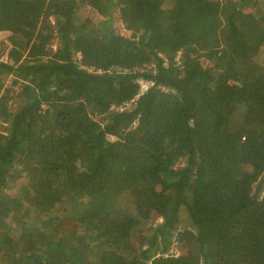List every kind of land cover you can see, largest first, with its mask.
Here are the masks:
<instances>
[{
    "label": "trees",
    "instance_id": "obj_1",
    "mask_svg": "<svg viewBox=\"0 0 264 264\" xmlns=\"http://www.w3.org/2000/svg\"><path fill=\"white\" fill-rule=\"evenodd\" d=\"M236 1L0 0V264H264V0Z\"/></svg>",
    "mask_w": 264,
    "mask_h": 264
},
{
    "label": "rangeland",
    "instance_id": "obj_2",
    "mask_svg": "<svg viewBox=\"0 0 264 264\" xmlns=\"http://www.w3.org/2000/svg\"><path fill=\"white\" fill-rule=\"evenodd\" d=\"M228 2L233 5L236 6L239 9H243L245 11H251L252 10V6L250 5H245V4H241L240 2H237L236 0H228ZM264 4V2H263ZM0 46L3 47V54H1L0 56V61L3 62H7V63H12L13 62V54L15 52V50H19L22 51L24 49V44L23 41L21 40L20 37L7 32V31H0ZM56 46V42L53 43V47ZM264 56V53H262L260 59H262ZM145 84H142L141 89L145 90L146 89ZM9 90L11 92V101H10V105L12 108H15L17 106L18 103V99L15 97V94L13 93L14 90H16V88H14L13 86L9 87ZM10 107V108H11ZM137 127V126H135ZM175 252H177V254H182L181 251L176 250Z\"/></svg>",
    "mask_w": 264,
    "mask_h": 264
}]
</instances>
